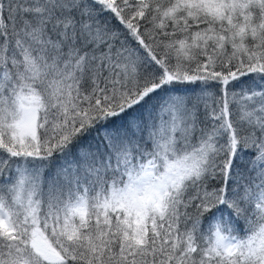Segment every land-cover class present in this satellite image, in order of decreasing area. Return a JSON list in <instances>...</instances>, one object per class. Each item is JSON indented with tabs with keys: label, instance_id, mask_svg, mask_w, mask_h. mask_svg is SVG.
<instances>
[{
	"label": "snow or ice",
	"instance_id": "snow-or-ice-1",
	"mask_svg": "<svg viewBox=\"0 0 264 264\" xmlns=\"http://www.w3.org/2000/svg\"><path fill=\"white\" fill-rule=\"evenodd\" d=\"M0 264H264V0H0Z\"/></svg>",
	"mask_w": 264,
	"mask_h": 264
}]
</instances>
